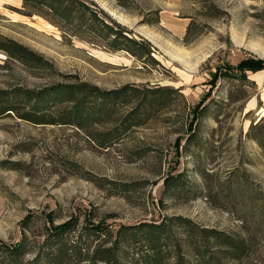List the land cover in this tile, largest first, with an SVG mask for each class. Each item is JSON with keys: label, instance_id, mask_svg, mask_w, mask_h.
<instances>
[{"label": "rangeland", "instance_id": "obj_1", "mask_svg": "<svg viewBox=\"0 0 264 264\" xmlns=\"http://www.w3.org/2000/svg\"><path fill=\"white\" fill-rule=\"evenodd\" d=\"M90 1L146 39L156 62L63 36L41 16L24 14L20 0H0V35L50 64L24 65L0 51V89L75 78L101 89L168 85L182 100L106 147L74 126L34 123L21 110L1 114L0 241L39 240L49 222L75 217L77 232L83 220L113 230L181 215L244 242L241 259L229 264H264V156L246 133L264 126V68L210 83L223 62H264V0ZM199 101L187 142L188 111ZM176 174L183 186L165 190ZM131 256L122 264H132Z\"/></svg>", "mask_w": 264, "mask_h": 264}, {"label": "trees", "instance_id": "obj_2", "mask_svg": "<svg viewBox=\"0 0 264 264\" xmlns=\"http://www.w3.org/2000/svg\"><path fill=\"white\" fill-rule=\"evenodd\" d=\"M24 14H36L56 26L66 37L85 38L91 45L110 52L123 51L143 65L156 62L151 44L134 37L90 0H20ZM0 51L8 58L32 67L50 64L38 53L0 35ZM212 72L211 86L221 76H236L245 69L264 68L262 60L242 57L235 63L223 62ZM219 74V75H218ZM182 100V94L168 85L125 83L101 89L70 78L37 89H0V115L22 111L20 118L34 123L74 126L99 146H109L121 135L145 124L156 112H168ZM199 101L188 111V142L194 123L201 115ZM254 131V132H253ZM264 156V126L252 125L246 132ZM185 180L176 174L165 181V190L181 188ZM129 185H123L127 189ZM47 224V223H46ZM68 219L49 222L41 238L29 241L21 236L6 244L0 241V264H122L131 253L132 264H229L241 259L245 244L215 228L199 227L181 215L162 216L158 221L117 224L113 230L103 223H81ZM102 243L93 245L94 243ZM109 243L108 246L102 244ZM93 245V247H92ZM129 249L128 254H126ZM29 255L23 260V255Z\"/></svg>", "mask_w": 264, "mask_h": 264}]
</instances>
